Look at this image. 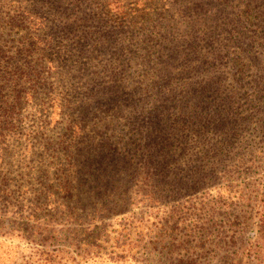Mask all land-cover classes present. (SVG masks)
I'll list each match as a JSON object with an SVG mask.
<instances>
[{"label":"rangeland","instance_id":"1","mask_svg":"<svg viewBox=\"0 0 264 264\" xmlns=\"http://www.w3.org/2000/svg\"><path fill=\"white\" fill-rule=\"evenodd\" d=\"M60 1L0 0V264H264V0Z\"/></svg>","mask_w":264,"mask_h":264},{"label":"trees","instance_id":"2","mask_svg":"<svg viewBox=\"0 0 264 264\" xmlns=\"http://www.w3.org/2000/svg\"><path fill=\"white\" fill-rule=\"evenodd\" d=\"M47 2L49 3L51 10H53L55 12H63L64 11L63 5H62L60 0H47ZM248 13H250V12H248ZM58 14L59 15H63L64 13H53L54 16L58 15ZM249 16L251 17V14ZM65 29H67V28H64V30ZM70 30L74 31V28H70ZM7 45H8V43L5 42V44L2 43L0 45V47L6 48ZM251 59H252V61H253V63L255 65H256L257 62H260V58L257 55H252ZM262 75H264V73ZM262 75L259 76L260 78L258 79V82H263L264 83V76H262ZM246 118L250 119V116H248ZM228 121H229L228 118L225 119V120H222V121L219 122V124L216 127L220 128L221 125H222V127L226 128V126H228V124L236 125V120L232 119V121H233L232 123H228ZM195 129H198V127H196ZM144 136L146 137V140H145L146 148L150 147L151 149H153L152 151H157V152H153L155 154L154 157L151 156V159H153V158L156 159V161H154V163L155 162H159L160 160L166 161L168 156H169L170 146L167 147V146L163 145L159 140L156 139L155 134H152L151 132H146ZM183 136H184V138L182 139L181 142L186 143V139H187V136H188L187 133L185 135H183ZM226 136H227V138H226ZM226 136H225V139H224V143H226L227 145H231L232 141H233V138H237L236 134L234 132L233 133H227ZM222 156L226 157L227 153L223 154ZM241 163H242V161H241V159H239L237 161V166L235 165L234 167H232V169L235 168L234 170H236L237 168L240 167V166H238V164H241ZM150 164H152V163H150ZM196 169H198V168L197 167L193 168V170H196ZM206 170H210V173L212 175L215 174V173L220 172L219 171L220 170L219 169V165H214V163H212L211 166L206 168ZM223 172H224V175H223L224 180L227 177H230V176L233 175V173L230 174V171H223ZM255 185H256V183H255ZM251 192L256 194V198L252 199L250 202L253 205L252 207H257L258 208V211H256V214L260 213L259 214V219H262V224H263V229H264V179H259V183L257 185V189L251 190ZM251 212H250V214H252ZM253 257H256V252H255V255ZM53 263H54V260L50 259V260H44L43 262H41L39 264H53Z\"/></svg>","mask_w":264,"mask_h":264}]
</instances>
